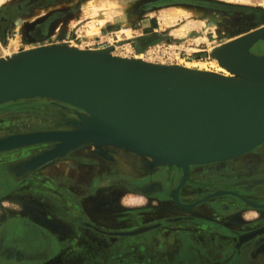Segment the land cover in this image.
<instances>
[{
  "label": "rangeland",
  "instance_id": "obj_1",
  "mask_svg": "<svg viewBox=\"0 0 264 264\" xmlns=\"http://www.w3.org/2000/svg\"><path fill=\"white\" fill-rule=\"evenodd\" d=\"M116 1L118 0H57L55 5L46 4L44 6V3H41L42 6L31 5L19 9V6L26 3L27 0H0V10H2L0 14V59L43 46L66 45L69 48L91 51L113 47L110 54L114 57L137 60L136 57L140 55L143 62L168 66V68L173 67L171 69H183L182 65H188L191 66L192 72L198 70L230 79L236 76L226 68L227 75L223 76V74L214 72L223 66L212 56L213 50L249 29H253L258 23L264 22V0H228L242 5H236V3L225 5L223 13L188 11L189 6L204 3L202 0H119V4ZM120 1L124 3L135 1L137 4H134V9L130 11L131 7L129 6L132 5L125 4L123 7ZM177 3L187 4L184 5L186 6L185 10L178 8L174 10L177 12L174 14L175 17L169 15L173 14L169 13L172 10L171 7L163 9L159 14H163L162 16L166 14L167 17L173 18L169 25L170 29L146 36L138 35L142 33V30L138 28L137 23L144 19L139 16L140 10L167 7ZM184 6H181L183 7L181 9H184ZM98 7H104L101 14L105 12L104 15L100 14L102 18L106 19L101 25L97 23L96 18L99 14L93 15L95 11H98L96 10ZM14 8H17L16 11H13ZM57 8L66 11L60 14L52 13L45 17L48 12ZM44 10L46 11L44 12ZM253 10H260L258 21L252 18ZM5 11L6 13H4ZM3 15L6 21L1 19ZM60 18L63 20H59ZM108 20L112 22L111 25L106 23ZM90 25L97 29V34L89 33ZM161 26L164 27L163 24ZM172 29H176L175 37L169 34V30L172 31ZM36 30L43 40L40 42L28 40L29 35L36 33ZM140 38H146L149 45L138 51L137 45L141 46ZM75 111L81 112L75 107L54 104L44 99L17 100L0 104V141L38 132L70 131L73 129L71 121L77 118ZM59 144L58 141L42 142L0 152V221L4 216L14 214L31 216L39 218L45 225L51 226L59 236L69 233L71 239H74L75 236L72 235L71 229L64 233L68 230L67 225L65 226L62 221V215L56 210L54 212L53 209L66 210L68 207L77 215L85 216L86 223L96 226L102 234L91 236L89 235L90 231L86 228L84 236L86 244H91L96 252H82L81 254L70 252L68 260L71 264H78L77 260L80 259L84 260L85 264H99V261L100 264H115L109 263L111 248L127 238L105 236L106 232L129 231L136 235L140 233L141 226L146 224L144 223L146 219L142 216L144 217L147 213H151L155 218L154 221L150 220L151 224L164 223L163 217L158 218V216H162V213L157 212L163 205H160L155 199L147 201L146 195L149 192L145 188L149 182L144 179L154 175L159 169L165 171L166 168L167 170L175 168L177 172L180 171L182 176L178 180L177 186L183 181L182 187L189 173L188 170L184 174L183 167L175 165H156L151 162L149 157L138 156L123 147L112 144L97 145L93 142L83 143L63 156L36 162L42 155ZM262 149H264V143L240 156L259 152ZM227 161L190 165L189 169L199 166H216ZM249 176L248 178H252L257 175L250 174ZM237 178L240 180L239 176ZM255 178L264 180L262 175ZM200 181L206 180L200 178ZM126 182L132 183V187L128 190L124 187ZM222 184H210L207 188L196 190L193 193L195 195L191 198L194 200L204 192H213L196 203L207 199L211 200L209 205L215 203V208L219 211H222V201L229 206L227 210H223V213L215 212L212 216L203 220L198 219L196 222L198 227L208 226L202 232L214 235V240H212L215 251L220 248L223 242L226 244L225 248L229 246V249L225 250V255L215 252L214 256L209 257V263L264 264V235L251 238L243 248L238 249L239 251L233 250L238 234L264 225V218L261 220L257 217L248 219L242 217V212L247 210L259 212L256 207L251 206L255 203L248 198L264 201V183L255 184L258 186H253L251 188L253 190L247 194L243 193L246 190L240 189L245 196L241 197L248 202L238 196V198H228L226 194L230 193H222L229 192ZM174 191L176 189L169 191L167 197L173 200L170 202L178 203L173 197ZM259 191L262 192V196L258 197L255 194H258ZM217 192H221V194L212 196ZM67 197L80 198L82 204L79 206L69 205V201L65 199ZM52 202L55 206L52 205ZM242 205L250 207V209L239 210V212L233 210L235 206L241 207ZM79 207L81 211L78 209ZM170 211V214L165 216L174 218L175 214L177 215L179 212L174 208ZM260 214L259 212L258 215ZM227 216L230 217L229 220H224L222 223L221 218ZM169 220L173 221L174 219ZM202 232L199 231V234ZM181 252L183 258L189 259L186 250ZM171 259L168 261L170 262ZM227 259L228 261L223 263ZM199 261L200 258L193 264H200ZM177 264H181V261H177Z\"/></svg>",
  "mask_w": 264,
  "mask_h": 264
},
{
  "label": "water",
  "instance_id": "obj_2",
  "mask_svg": "<svg viewBox=\"0 0 264 264\" xmlns=\"http://www.w3.org/2000/svg\"><path fill=\"white\" fill-rule=\"evenodd\" d=\"M112 49L54 45L0 59V104L44 99L81 111H75L72 130L10 137L0 141V152L60 142L39 163L86 142L112 144L152 156L156 165L183 167L186 174L190 165L229 160L264 143V28L212 52L221 66L235 74L230 79L238 86L235 92L199 77L169 72L168 66L114 57ZM145 80L152 83L142 87ZM136 84L140 88L134 89ZM134 142L150 150H140ZM222 193L247 201L233 192Z\"/></svg>",
  "mask_w": 264,
  "mask_h": 264
},
{
  "label": "flooded vegetation",
  "instance_id": "obj_3",
  "mask_svg": "<svg viewBox=\"0 0 264 264\" xmlns=\"http://www.w3.org/2000/svg\"><path fill=\"white\" fill-rule=\"evenodd\" d=\"M56 1L57 0H27L26 3L21 4L19 6L20 7L19 9H24L31 5H41V3L42 4L44 3L43 4L44 6L46 4L55 5ZM39 8H44V7H39ZM212 8L224 10L225 7L212 5ZM15 9L17 8H14L13 11H16ZM64 11L66 10L57 8L56 10L54 9L48 12L45 15V17H47L52 13L53 14L64 13ZM259 11L260 10H253L252 12V18L257 21L259 19V15H258ZM1 12L2 10H0V14ZM4 13H6V11ZM1 19L6 21L4 15L1 17ZM59 20H63V19L60 18ZM37 30L36 33L34 32L31 35H29L28 40H31L32 42H40L41 40H43ZM24 37L26 38L27 36ZM261 153H262V161L260 165L259 156ZM213 166L214 165H208V166H199V167L190 168L187 180L178 190H177L178 188L177 185L179 183L178 180L181 179L182 176L180 171L177 172L175 168H172L170 170H167L166 168L165 171L159 169L157 172L154 173V175L147 176L144 179L149 182L148 186L145 188V190L149 192L146 195L147 201L151 199L152 200L155 199L159 202L160 205H163L161 208L157 210V212L162 213V216H158V218L163 217L162 219L163 220L165 219L164 223H157L158 225L151 224L150 220H153L155 218L152 217L151 213L149 214L147 213L144 217L142 216V218L146 219V221L144 222L146 224L141 226L140 233H137L136 235L133 234L134 232H129V231L106 232L105 236H109V237L120 236L127 238L121 243L115 244L111 248L109 263H115L116 260L119 263H121L123 260H128L130 264H148L149 262L152 264H157V263L159 264V262L161 263V260L159 261L155 258L154 260H151L150 258H148L147 261L143 260L149 255L148 250L150 247L148 246L147 243L149 240L147 234L151 229H157L159 226H173V224L178 227L186 226L185 223L188 221L192 223L194 222L196 225L198 224L196 223L198 219L203 220L205 218H208L212 216V214H214L215 212L223 213L224 212L223 210H227V208L229 207L224 201H222L221 202L222 211H219L218 209L215 208L214 205L215 203L212 204L211 206L209 205V201L211 200L208 199L200 203H196L198 200L206 198L209 194H212L213 192H204L203 194H201L200 197L192 200L191 198L195 195L193 194L194 191L196 190L200 191V189L202 188H207L209 187L208 185L210 184L215 185V184L223 183L222 186L225 189H227V191L245 197L240 191V189L246 190L243 191V193L247 194L253 190L251 189L253 188V186L256 187L260 185L259 183H264V180H262L261 178H255L256 176L252 178H245L238 180L237 178L238 176L236 173L230 174L229 172H227V168H236V169L264 168V149L249 155L240 156L239 158H235L233 160H228L227 162H224L222 164H217L214 167ZM200 178L205 179L206 181L204 182L200 181ZM217 181H221V182L218 183ZM124 187L128 190V188L132 187V183L128 184V182H126V185H124ZM175 189L177 190L178 203L170 202L173 200L167 197L169 191H173ZM255 195H258V197L262 196V192L259 191L258 194L256 193ZM226 196L228 198L229 197L238 198L233 194H226ZM65 199L69 201V205L72 204L73 206L74 205L79 206L80 204H82V200L80 198L67 197ZM248 200L253 201V203L257 205L256 208L261 213L260 217L258 218L262 220V218H264L262 217L264 216V201H255L249 198ZM238 201L242 203L241 200ZM52 205L55 206L54 203ZM230 205L232 206V204ZM173 208L178 209L179 211L177 212L178 214L177 215L175 214L174 218H169L170 216H165L170 214L171 212L170 210ZM78 209L80 210V207ZM245 209H250V207H245L244 205H242L241 207L235 206L233 210L235 212H239V210H245ZM53 210L54 212L56 210L60 215H62V221L65 223V226L67 225L68 230L65 231L64 233H67L71 229V233L73 236H75V238L71 239L69 233L62 234L59 236L56 230H54L51 226L49 227L48 225H45L43 222L40 221L39 218L18 215V214H14L11 216H4L0 221V264H65V263L71 264V262H69L68 260V256L70 252H76L77 254H81L82 252H91V253L96 252V249L92 247L91 244L90 245L89 243L86 244L84 237L86 234L85 231L86 228H88V230L90 231L89 235L91 236L95 237L96 235H101L102 232L98 230L96 226H92V224H87L85 216L81 217L77 215L75 212L70 211L71 209L68 207L66 210L58 209V208L57 209L54 208ZM169 219H174V220L170 221ZM196 228H198L199 230L201 229L205 230L208 228V226L198 227V225H196ZM251 233H259L252 238L264 235V225H260L256 228H253L248 232H243L241 234H238L237 238H235L236 244H234L233 250L239 251L238 249L243 248V246L247 244L248 241L251 239L248 237V235H250ZM199 241H201L200 237L198 240L199 244L197 248L199 251L200 250L203 251V255L200 254L198 255V258H200L199 262L200 264H210L209 257H212L214 255L212 252L209 251V249L208 251H205L203 249L204 247H202L203 244ZM158 242H159V237L155 236L153 238L154 246H157ZM156 248L159 249L160 246L152 247V249L158 251ZM226 248L229 249V246L228 247L226 246ZM215 252H217V250ZM218 253H222L223 255H225L226 251L218 250ZM156 258L160 259V255L158 253L156 254ZM227 261L228 259L224 260L223 263H226ZM77 262L78 264H85L84 260L81 259L77 260ZM162 263H164V261H162ZM181 264H185V261L183 260Z\"/></svg>",
  "mask_w": 264,
  "mask_h": 264
},
{
  "label": "crops",
  "instance_id": "obj_4",
  "mask_svg": "<svg viewBox=\"0 0 264 264\" xmlns=\"http://www.w3.org/2000/svg\"><path fill=\"white\" fill-rule=\"evenodd\" d=\"M204 3H198V5H194V6H189L188 7V11H194V12H199V11H206V12H215V13H223V9H214L212 8V5H217V6H225V5H233L236 3V5H242L241 3H237V2H233V1H228V0H216L217 2H213V0H202ZM207 1H209V3H207ZM117 3L119 2L116 1ZM121 4H123V7H125V4L127 5H132L129 6L131 8H129V10H133L135 6H133L135 3V1H130L128 2H121ZM119 4V3H118ZM181 3H177V4H170L167 7H153V8H145L139 11V16L143 17L144 19L141 20V22H138V28L142 30V33L138 34L140 35H151L154 34L155 32L161 33L162 30H166V29H170L171 26H169L171 24L172 21V17H167L168 21L167 24H164L162 22V14H160V11H162L163 9H166L168 7H171L170 10L171 12L169 13H173V14H169L170 16L175 17V13H177L176 11H174L176 8H178L179 10H185L186 9V4L182 3V5H178ZM178 5V6H177ZM246 5V4H243ZM184 6L185 9H181L180 7ZM174 7V8H172ZM165 14V13H164ZM142 15V16H141ZM106 23H110L109 25H111L112 22H110L109 20ZM161 24L164 25V27L161 26ZM136 28V27H135ZM264 28V22L262 23H258L257 26H255L253 29H249L247 32L242 33L239 36H242L246 33H250L253 31H256L258 29ZM176 29H172V31L169 30V34L173 35L175 37V32ZM102 33V32H100ZM96 37V36H95ZM259 160H260V165H261V161H262V153L259 156ZM227 172H229L230 174L232 173H236L240 179H245L250 177V174H256L257 176H264V168H227ZM256 176V177H257ZM244 177V178H241ZM259 212L257 211H251V210H247L245 212H242V217L244 219H248V218H253V217H260V215H258ZM264 217V216H262ZM230 217H222V223L224 220H229ZM186 226H175L173 224V226H159L157 229H151L148 232V236L149 240H148V246L150 247L148 252L149 255L144 258L143 260H148V258H150L151 260L157 259V260H161V263L159 262V264H168V263H172V264H177V261H185L186 264H190L193 262H197L198 261V255H203V251L202 250H198V240L199 237L201 238V242L203 244L202 247H204L203 249L205 251H209L213 253H215V249L213 247V240H214V235L212 236V234H206L205 232H202V230L204 231V229L199 230L198 228H196L195 223L193 222H186L185 223ZM194 225V226H193ZM228 225V224H226ZM199 231H201L202 233L199 234ZM184 233V234H183ZM155 236L159 237V242L157 243V246H154L153 244V238ZM198 239V240H197ZM213 239V240H212ZM203 240V241H202ZM225 242H223V244L220 246V248H217V252L218 250L221 251H225ZM160 246V248H156L158 251H156L155 249H152V247H158ZM224 246V247H223ZM187 251L189 254V259H185L182 256V252L181 251ZM160 255V259L156 258V254ZM170 255V256H168ZM174 255V256H173ZM172 258V259H171ZM171 259V261L169 262L168 260ZM150 260V261H151ZM163 260L164 263H162ZM115 264H130V262H128V260H123L121 263H119L117 260L115 262ZM148 264H152V263H148ZM158 264V263H157Z\"/></svg>",
  "mask_w": 264,
  "mask_h": 264
},
{
  "label": "bare ground",
  "instance_id": "obj_5",
  "mask_svg": "<svg viewBox=\"0 0 264 264\" xmlns=\"http://www.w3.org/2000/svg\"><path fill=\"white\" fill-rule=\"evenodd\" d=\"M97 8V7H96ZM180 8H183V7H180ZM185 9V8H184ZM96 10H98V11H95L94 12V14L93 15H96V14H99V15H97L98 17H96L97 18V23H99V25H101L102 23H103V20L105 21L106 19L105 18H102L101 17V15H104V13L103 14H101L102 12H103V10H104V7L102 8V7H98V9H96ZM46 10H44V12H45ZM106 11V10H105ZM40 13V12H39ZM42 13H43V10H42ZM96 13V14H95ZM165 13V12H164ZM101 14V15H100ZM163 15V14H162ZM161 15V16H162ZM106 16V15H105ZM168 18H167V16H166V14H165V16H162V22L164 23V24H166L167 23V21L169 20H167ZM93 23H95L96 24V22H93ZM94 24V25H95ZM91 26V28H89V29H91L90 30V34H92V35H94V34H97L98 33V31H97V29H94V27L92 28V25H90ZM247 34V33H246ZM111 55V54H110ZM8 58H11V57H7V58H5V59H3V60H7ZM137 58V60H140L141 61V57H140V55L139 56H137L136 57ZM136 60V59H135ZM178 66V65H177ZM181 65H179L178 67H180ZM171 68H173V67H171ZM171 68H169V72H172V73H179V74H186V75H188V76H191V77H199V78H201V79H203L202 81L204 82V81H208L209 83H211V84H213V85H215V86H220L221 87V89H227L229 92H235V91H237L238 90V86L234 83V81H232V80H230L231 78H233V77H231L230 79L229 78H224V77H222V76H218L217 74L215 75V74H209V73H205V72H199L198 70L197 71H194V72H192L193 70H192V68H191V66H188V65H182L181 66V68H183V69H179V68H176V69H171ZM215 73H220V74H223V76L224 75H227L228 74V71L225 69V68H223V67H220V68H218L216 71H214ZM200 75H203L202 77L200 76ZM199 78H197V79H199ZM200 79V80H201ZM152 82L151 81H143L140 85L142 86V87H144V86H148V85H150ZM132 86H133V83L130 85L129 84V88L128 89H130V88H132ZM138 86H137V84H136V86H135V88L134 89H136ZM138 88H140V86L138 87ZM134 144H136L137 146H139V147H137V148H139L140 150H143V151H146V149H148V150H150L149 148H147L145 145H142V144H140V143H137V142H134ZM138 156H141V157H149L150 159H151V162L153 163V161H154V157H152V156H149V155H139V154H137Z\"/></svg>",
  "mask_w": 264,
  "mask_h": 264
},
{
  "label": "trees",
  "instance_id": "obj_6",
  "mask_svg": "<svg viewBox=\"0 0 264 264\" xmlns=\"http://www.w3.org/2000/svg\"><path fill=\"white\" fill-rule=\"evenodd\" d=\"M140 43H141V46L137 45V50L140 51V49H142L143 47L149 45L146 40V38H140Z\"/></svg>",
  "mask_w": 264,
  "mask_h": 264
},
{
  "label": "built area",
  "instance_id": "obj_7",
  "mask_svg": "<svg viewBox=\"0 0 264 264\" xmlns=\"http://www.w3.org/2000/svg\"><path fill=\"white\" fill-rule=\"evenodd\" d=\"M152 52L154 53L155 51L153 50Z\"/></svg>",
  "mask_w": 264,
  "mask_h": 264
}]
</instances>
